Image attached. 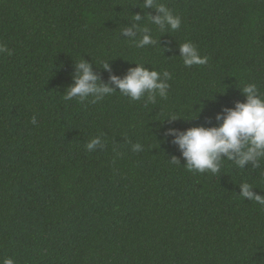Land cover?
I'll return each instance as SVG.
<instances>
[{"label": "trees", "instance_id": "1", "mask_svg": "<svg viewBox=\"0 0 264 264\" xmlns=\"http://www.w3.org/2000/svg\"><path fill=\"white\" fill-rule=\"evenodd\" d=\"M143 3L0 0L9 50L0 53V260L264 264V207L237 195L247 182L264 196V159L188 171L166 136L216 126L217 113L244 101L247 83L264 93V0H154L181 18L175 31L153 24L159 13ZM134 23L155 43L139 48L125 37ZM186 41L206 64H183ZM81 59L113 88L110 75L136 63L167 71L168 94L131 100L115 89L97 102L66 100ZM96 136L103 146L87 151Z\"/></svg>", "mask_w": 264, "mask_h": 264}, {"label": "clouds", "instance_id": "2", "mask_svg": "<svg viewBox=\"0 0 264 264\" xmlns=\"http://www.w3.org/2000/svg\"><path fill=\"white\" fill-rule=\"evenodd\" d=\"M153 6L159 13L151 17L153 24L161 29H164L166 25L171 31L180 28L181 18L173 14L165 4L154 3V0H144V8ZM134 20L139 22L140 15H134ZM137 32L144 34L136 39ZM149 32L148 28L134 23L125 29L123 34L137 47L144 48L146 45L155 43ZM8 51L5 46L0 45V53ZM179 53L183 64L188 67L204 65L208 62V58L202 56L190 41L179 45ZM102 67L110 70L106 62ZM170 78L171 74L167 71L161 73L153 69L149 70L143 64L136 63V66L129 68L123 77L110 75L111 85L115 86L113 88L109 84L99 83L97 75L92 70V65L81 59L75 65L74 83L66 88L64 99L71 100L76 97L83 102L92 97L93 102H97L118 89L121 94L131 100H140L148 94V99L153 101L157 95L167 96L169 88L167 81ZM240 91L245 97L244 101H237L234 106L224 108L217 113L215 119L219 123L216 126H194L184 130L168 128L166 130V136L172 137L171 143L177 146L184 159L183 165L186 170L199 173L210 171L215 174L219 172L224 159L233 161L238 168H244L246 164L258 167L264 159V93L260 92L255 83L245 84ZM32 123L36 124L35 116L32 118ZM102 146V138L96 136L90 139L85 147L87 151L93 152ZM132 150L142 151L143 146L139 143L134 144ZM170 163L180 164V161L173 156ZM239 187L240 192L237 194L239 198L255 201L264 207V196L254 193L249 183H241ZM0 264H15V260L12 257H6L0 260Z\"/></svg>", "mask_w": 264, "mask_h": 264}]
</instances>
